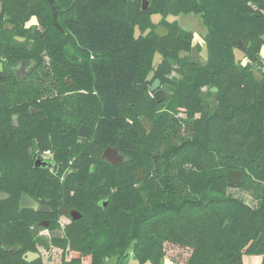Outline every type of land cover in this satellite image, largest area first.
I'll list each match as a JSON object with an SVG mask.
<instances>
[{"label":"trees","instance_id":"1","mask_svg":"<svg viewBox=\"0 0 264 264\" xmlns=\"http://www.w3.org/2000/svg\"><path fill=\"white\" fill-rule=\"evenodd\" d=\"M0 1V55L21 49L15 35L32 39L29 52L48 51L49 68L88 89L80 95L88 102L80 116L97 119L95 145L129 156L116 167L106 162L108 174L95 176L90 190L79 189L70 206L82 217L51 240L63 249L60 264H82L85 257L90 264L111 257L116 264L131 257L162 264L168 245L190 251L181 264H243L244 255H261L264 264V191L255 207L227 195L229 170L246 174L264 159V79L237 57V51L264 56V0H145L146 8L144 0H55L56 9L48 0ZM54 12L56 21L66 13L62 30ZM180 13L200 15L206 25V61L187 54L194 34L168 20ZM33 17L45 32L25 27ZM159 25L167 36L155 34ZM239 40L247 41L245 50ZM156 52L163 59L153 68ZM147 69L161 80L160 99ZM143 117L155 123L152 131ZM137 167L146 170L142 180ZM97 191L109 198L105 208L88 201ZM38 220L18 204L0 203V264H44L23 257L38 252V243L48 245L31 231ZM57 226L55 220L51 228ZM68 252L78 255L68 259Z\"/></svg>","mask_w":264,"mask_h":264},{"label":"flooded vegetation","instance_id":"2","mask_svg":"<svg viewBox=\"0 0 264 264\" xmlns=\"http://www.w3.org/2000/svg\"><path fill=\"white\" fill-rule=\"evenodd\" d=\"M9 24L10 30H16L14 24L12 28ZM25 27L32 24L26 23ZM14 38L23 44L21 49L0 55V193L7 195L0 203L20 205L22 195H29L49 210H24L36 214L38 227L50 229L61 216L68 217L71 223V213L77 209L70 205L76 203L79 189L90 190L86 184H91L95 176L108 174L106 162L110 163L102 155L109 146L94 143L97 119L80 116L88 105L80 95L88 94V89H77V81L70 82L71 76H63L60 69L41 68L44 50L39 54L29 52L31 38ZM193 45L197 47L198 43L193 40ZM197 48L196 56L192 51L187 54L197 59L200 47ZM249 56L243 63H251L257 80H263L264 71ZM260 57L264 59L263 54ZM97 149L101 152L95 159ZM261 160L259 164L255 161L246 174L241 168H232L242 171L244 179L231 187L250 177L264 182V159ZM96 194L88 201L99 203L106 198L101 191Z\"/></svg>","mask_w":264,"mask_h":264},{"label":"rangeland","instance_id":"3","mask_svg":"<svg viewBox=\"0 0 264 264\" xmlns=\"http://www.w3.org/2000/svg\"><path fill=\"white\" fill-rule=\"evenodd\" d=\"M2 10H3V4H2ZM52 15V13H51ZM66 13L59 12L58 16V23L60 26L63 25L64 19H65ZM152 19L154 22H158L160 19L159 14H154L152 16ZM169 21H174L176 20L177 26L181 31H188L192 32L195 36L196 41L198 42V46L200 47L199 49V56H198V61L204 62L207 59L208 56V51H207V46L205 44L204 38L207 34V27L203 23L201 16L200 15H195L191 13H180L178 16H170L168 18ZM32 24L33 29H38L41 32H45L46 28L41 25L38 21L37 17L31 18L28 22L27 25ZM135 34L138 36L140 34V29L138 26L135 27ZM264 52V51H263ZM237 57L242 60V62H246V57H244V54L242 52L237 51ZM154 58V57H153ZM163 59V55L159 62ZM50 55L48 51L44 50V60H43V65L41 68L44 67V69L49 70L52 68H49L50 65ZM146 67V66H145ZM146 69V68H145ZM146 71V70H145ZM150 70L147 69V73H145V77L147 78ZM172 75L174 77L176 74L173 72ZM70 82L73 80L72 78L69 77ZM214 97H210L211 102L213 103ZM184 129V128H183ZM183 136H187L188 134L184 131L181 133ZM140 169L143 172V177L146 175V170L143 168L137 167L135 169V174L137 173V170ZM264 191V182L258 178H249L247 182H244L240 184L237 187H229L227 189V195L242 199L244 202L247 204L255 207L258 206L259 204V194L260 192ZM70 219L68 217L61 216L59 218L58 226L55 228H50L46 229L43 227H38L36 222L32 225H34L36 228L32 229L31 231L35 238H41L42 241L47 242L48 245H44L41 243H38L37 248H38V253H40V258H42L44 264H60L61 263V257L63 254V249L57 246H54L51 243V240L53 237H62L65 234L66 227L68 224H70ZM190 251L187 249L180 248L178 246H173V245H168L167 246V256L170 259H173L175 261L179 262H184L187 257L189 256ZM78 254L75 252H68L67 253V258L70 259L71 257H75ZM91 259L90 257H85L83 259L82 264H90ZM106 264H116V258L111 257L106 260ZM125 264H140L137 260L133 259L132 257L127 260ZM144 264H149V262L144 263ZM178 264V263H177Z\"/></svg>","mask_w":264,"mask_h":264},{"label":"water","instance_id":"4","mask_svg":"<svg viewBox=\"0 0 264 264\" xmlns=\"http://www.w3.org/2000/svg\"><path fill=\"white\" fill-rule=\"evenodd\" d=\"M48 2L53 9H56V1L55 0H48ZM147 5H148V2H146L144 0L143 8H146ZM1 12H2V2L0 1V14H1ZM56 19H57V12H54L53 13V20L55 21V26L57 28H59L60 30H62V27L59 25V23L56 21ZM9 26L12 28L13 24L10 23ZM155 34H157L158 36L164 37V36H167L169 34V30L167 28H165L163 25H159L155 29ZM262 38L264 39V36ZM17 39L23 40L22 37H17ZM246 47H247V41H242V40L238 41V48L239 49L245 50ZM197 51H198V48L193 47V49H192L193 56L197 55ZM184 54H185V52L182 51L180 53V56H183ZM161 57H162L161 53H159V52L155 53L154 58H153V62H152L153 68H155L157 66ZM249 58L251 61L255 62L257 68H259L261 71H264V59L261 58L260 55L253 53L249 56ZM24 66H25V64H23V67H21V68L23 69ZM1 69H2V66H0V70ZM146 80L148 82H151L150 90L153 93V96L156 99H160L162 94H163V88H162L161 80L159 78H155V70L154 69L149 73ZM212 89H213V91L218 90L217 87H213ZM142 121H143V123H144V125L148 131H152L154 129V127H155L154 122H151L150 120H148L145 117L142 118ZM100 152H101V150H99V149L95 150V153H94L95 159H97L99 157ZM102 157H103V159H105L111 165H113L115 167L119 166V165H121V164H123L129 160V156L127 154H125L123 151H121L118 147H112V146H109L106 148ZM137 178H138V180H142V178H143V172L140 169L137 170ZM243 179H244V173L242 171L229 170L228 175H227V184L229 187H231L235 183L243 181ZM6 196L7 195L0 193V199L4 198ZM108 202H109V198H105V199L101 200L98 204L101 205L103 208H105L108 205ZM19 208L21 210L30 208V209H34L37 212H47L49 210L46 206L40 204L38 201L34 200L33 198H31L29 195H26V194L22 195ZM71 215H72V218L74 220H78L82 217V214L77 210L73 211L71 213ZM43 225L45 227H47L48 224H43ZM1 245H2V242L0 241V246ZM3 248L5 250H8L11 253L16 252V249L13 247L3 246ZM40 256H41L40 253L33 252V251H28L23 255V257L27 261H34V260L40 258Z\"/></svg>","mask_w":264,"mask_h":264},{"label":"crops","instance_id":"5","mask_svg":"<svg viewBox=\"0 0 264 264\" xmlns=\"http://www.w3.org/2000/svg\"><path fill=\"white\" fill-rule=\"evenodd\" d=\"M194 43H198L196 39H194ZM263 257L261 255H244L243 256V264H262ZM181 264L173 259H170L168 256L165 257L162 264ZM150 264V263H149Z\"/></svg>","mask_w":264,"mask_h":264}]
</instances>
